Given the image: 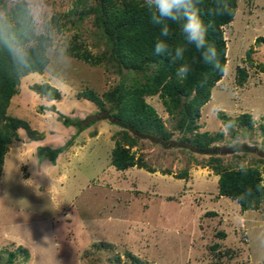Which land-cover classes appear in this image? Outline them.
<instances>
[{
    "label": "rangeland",
    "instance_id": "rangeland-1",
    "mask_svg": "<svg viewBox=\"0 0 264 264\" xmlns=\"http://www.w3.org/2000/svg\"><path fill=\"white\" fill-rule=\"evenodd\" d=\"M76 1L48 0L52 42L65 37L70 45L99 53L104 43L94 13L78 18L70 11L77 8ZM222 34L224 71L197 118V129L210 133L230 116L264 110V43L255 41L264 36V0H236ZM72 57L66 78L34 71L18 78L8 100L6 113L26 120L37 138L18 127V139L3 154L0 264H257L264 198L257 208L241 209L233 198L217 193L213 168L255 165L264 182V123L254 127L251 116L249 125L236 120V134L245 138L241 152L223 147L230 139L223 136L203 152L173 140L133 136L82 95L91 89L108 109L111 90L133 73L108 59L90 64ZM238 66L245 71L242 79ZM42 81L58 89V99L29 88ZM143 98L172 130L171 139L179 135L158 93ZM51 102L56 110L43 107ZM218 104L225 110L215 117L211 108ZM58 112L69 122L57 118ZM77 118L82 120L75 122ZM129 137L136 161L115 168L110 150L116 139L128 143ZM63 143L53 162L36 153L38 145ZM9 251L14 252L10 260Z\"/></svg>",
    "mask_w": 264,
    "mask_h": 264
},
{
    "label": "trees",
    "instance_id": "trees-1",
    "mask_svg": "<svg viewBox=\"0 0 264 264\" xmlns=\"http://www.w3.org/2000/svg\"><path fill=\"white\" fill-rule=\"evenodd\" d=\"M77 0L72 12L80 18L83 14L94 13L96 26L103 38L104 48L99 53H93L79 45H70L71 55L90 64H100L103 59L111 60L118 68L133 73L126 83L122 79L110 92V105L106 109L101 97L88 89L82 95L92 100L98 109L107 111L111 122L118 123L121 128L129 130L133 136H146L159 142H181L196 151L211 149V143L221 135L219 131L210 133L199 131L197 118L200 106L209 98V90L222 74L210 64L200 59V53L192 46L185 53V61L191 65L189 76L180 80L176 76L177 64H173L167 55L157 56L153 52L157 39H164L159 35V27L151 23L143 5V0H92L87 5ZM230 13L225 15H211L209 9L213 7V0H203L200 4V14L207 26V40L217 50L219 62L223 68L225 62V40L222 25L228 23L233 16L236 0H227ZM73 7V8H74ZM66 15V13H63ZM171 35L166 39L170 48L183 44V38L178 26L171 25ZM255 41L264 43V36L258 35ZM2 64V62H0ZM39 69L38 71H40ZM245 75L243 67H237V77ZM19 77L10 75L0 67V170L3 154L9 144L18 139L16 129L23 127L29 138H37L34 129L30 128L26 120L6 113V106L10 96L16 91ZM240 81V80H239ZM29 88L39 95L58 99L60 92L47 81L32 82ZM157 92L164 108L173 119V128L179 135L171 139L172 130L167 129L154 109L144 101V94ZM183 98V99H181ZM48 110H56L54 103L43 106ZM63 123L69 122V117L57 113ZM232 118L238 123L249 125L250 116L242 112ZM82 119H75V122ZM94 119L86 120L85 126ZM79 128V125H77ZM264 129V126L261 125ZM68 140H66V143ZM57 147L38 145L36 153L39 157H46L54 161L57 153L66 145ZM133 138L129 142L115 140L110 150V163L118 169L135 163L133 153L129 150ZM210 163V162H209ZM246 173L239 167L213 168L217 177V193L233 198L241 209L257 208L264 198V182L255 165H245ZM251 189L252 195L245 200L238 197ZM21 250V249H19ZM26 252L25 248H22ZM14 255L8 252L7 259ZM25 256V254H24Z\"/></svg>",
    "mask_w": 264,
    "mask_h": 264
},
{
    "label": "clouds",
    "instance_id": "clouds-1",
    "mask_svg": "<svg viewBox=\"0 0 264 264\" xmlns=\"http://www.w3.org/2000/svg\"><path fill=\"white\" fill-rule=\"evenodd\" d=\"M203 0H143L146 13L151 23L159 27V35L153 52L157 56L167 55L173 64H177L176 76L186 79L192 71L191 65L185 61V53L189 46L200 53V59L210 64L215 70L223 72L217 50L207 40V26L200 14V4ZM48 0H0V67L16 77L27 76L34 71L43 69L57 80H63L70 73L73 57L70 44L61 37L53 44L51 35L53 21L47 9ZM211 15L230 13L227 0H213L209 9ZM171 25L178 26L183 38V44L170 48L166 39L170 37ZM59 32V29H57ZM223 105H213L212 114L215 117L223 112ZM253 126L264 123V110L250 112ZM236 119L230 116L222 121L219 134L229 137V142L223 147L233 152H241L245 148L244 137L236 134ZM252 145L249 144V147ZM239 170L246 173L245 165ZM252 195L251 189H246L239 197L245 200ZM257 264H264V234H258Z\"/></svg>",
    "mask_w": 264,
    "mask_h": 264
}]
</instances>
